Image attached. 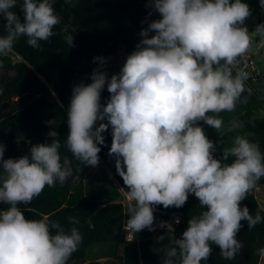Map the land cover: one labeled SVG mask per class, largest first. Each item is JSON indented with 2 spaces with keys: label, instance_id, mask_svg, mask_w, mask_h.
<instances>
[{
  "label": "clouds",
  "instance_id": "clouds-1",
  "mask_svg": "<svg viewBox=\"0 0 264 264\" xmlns=\"http://www.w3.org/2000/svg\"><path fill=\"white\" fill-rule=\"evenodd\" d=\"M148 3L161 18L141 30V40L120 72L109 78L103 70L106 58L94 57L99 66L91 74L92 82L73 87L66 147L76 160L96 167L98 145L105 143L102 133L111 127L108 154L115 156L116 172L135 202L128 207L130 239L144 229L154 230L155 206L180 208L189 194L198 198L200 208L207 210L188 220L180 238H171L162 251L163 264L206 262L212 244L224 259L232 260L243 247L236 238L241 221H247L249 228L264 222V209L253 216L247 206L241 207L264 177V154L257 143L238 134L233 145L223 149L222 159H217L216 145L199 122L220 133L224 120L219 114L247 102L243 96L247 74H233V69L252 49L254 36L260 37L258 47L264 46V23L249 33L244 25L251 9L242 0ZM54 4L55 0H22V22L12 10L18 0H0V18L6 21L0 55L12 51L21 37L32 48L53 37L54 27L61 23ZM260 5L264 7V0ZM64 40L74 47L73 35L66 34ZM105 87L110 97L102 105ZM242 127L234 120L227 131ZM57 135L50 131V143L34 144L29 154L19 158L4 159L5 145L0 143V203L9 206L0 211V264H67L82 242L75 227L77 217H68L73 227L65 231L59 221L47 217L26 219L18 207L29 204L45 186L63 185L73 177L72 160L65 157L61 162ZM229 157L234 160L224 163ZM258 253L264 256V248Z\"/></svg>",
  "mask_w": 264,
  "mask_h": 264
},
{
  "label": "trees",
  "instance_id": "trees-1",
  "mask_svg": "<svg viewBox=\"0 0 264 264\" xmlns=\"http://www.w3.org/2000/svg\"><path fill=\"white\" fill-rule=\"evenodd\" d=\"M242 2L251 9L248 18L258 15L264 21V7H261L260 0ZM20 3L22 0H18V6L12 10L23 22ZM54 8L61 17V23L54 27L56 34L53 37L48 41H40L38 48L30 47L27 38L21 37L15 42L12 51L0 55V143L5 145L4 159L19 158L29 154L34 144L50 143V131L58 133L54 139L61 145V162L65 157L72 160L73 177H69L63 185L56 183L53 187L45 186L38 197L18 207L26 219L40 220L47 217L59 221L65 231L73 227L68 217H77L79 223L75 227L82 235V242L72 256L88 257L91 260L93 255H90L88 248L108 243L113 248L103 255L115 259L124 238V207L118 202L116 194H108L103 189L98 199L85 196L82 182L90 166L76 160L66 147L69 134L67 113L73 87L92 82L91 74L99 65L93 58L115 54L121 46H125L128 55L131 54L141 40V30L161 17L149 6L148 0H55ZM5 23L0 18V36L6 35ZM66 34L74 36V47L67 46L64 40ZM153 34L150 32L149 36ZM14 56H19L21 60L13 59ZM245 86L243 96L247 97V102L238 103L233 112L219 114L224 120V129L220 133L202 121L199 122L208 139L216 145L214 157L217 159H222L223 149L231 147L238 134L257 143L264 154V116L259 113L264 104V93L257 92L252 83ZM109 97L105 87L101 98L108 100ZM234 116L236 121L243 123V127L227 131ZM111 132L112 129L108 128L102 133L105 143L98 145L102 159L98 165L105 164L113 169L115 178L125 186L116 172L115 156L108 154L112 142ZM233 160L234 157H229L223 162L230 164ZM77 176L80 179L74 181L73 178ZM261 185H264V177L257 182L256 187ZM256 187L241 202V207L247 206L253 216L258 209H263L256 196ZM8 207L0 203V211ZM157 208L156 221L165 222L173 214L179 213L181 223L174 229L163 227L157 230L156 236H153V231L145 230L139 248H125L124 264H163L162 251L170 245L171 238H180L188 227V220L207 210L200 208L194 194H189L187 202L180 208L173 206L165 209L162 205H157ZM261 215L264 216V212ZM241 224L236 238L242 242L243 247L235 259H224L219 247L212 244L209 259L201 264H259L262 256L258 250L264 248V222L252 228L248 227L247 221H241ZM159 237L163 239L159 241Z\"/></svg>",
  "mask_w": 264,
  "mask_h": 264
},
{
  "label": "rangeland",
  "instance_id": "rangeland-1",
  "mask_svg": "<svg viewBox=\"0 0 264 264\" xmlns=\"http://www.w3.org/2000/svg\"><path fill=\"white\" fill-rule=\"evenodd\" d=\"M261 23H264V21L261 20L258 15H255L247 18L244 26L248 28L249 33L251 34L255 30L256 26ZM253 39L254 45L247 54L252 57L257 69L261 72V76L258 77L253 84L257 92L264 93V46L258 47L260 41V37L258 35L254 36ZM259 113L261 116H264V104ZM234 120L236 121L235 116L232 118V121ZM82 184L83 192L88 198L98 199L100 191L103 189L108 194H116L118 200L120 199V194L116 187L113 175H111V173H109L103 165H98L96 167L90 166L85 173ZM256 196L259 204L264 209V185L256 188ZM112 248L113 245L108 243L94 245L91 248H88L90 255H93V259L89 260L88 257L81 258L71 255L67 264H124L122 262V259L124 260L122 245H119L118 255L115 259H109L107 261H97V259H95L105 253H108ZM260 264H264V260H262V263Z\"/></svg>",
  "mask_w": 264,
  "mask_h": 264
},
{
  "label": "built area",
  "instance_id": "built-area-1",
  "mask_svg": "<svg viewBox=\"0 0 264 264\" xmlns=\"http://www.w3.org/2000/svg\"><path fill=\"white\" fill-rule=\"evenodd\" d=\"M13 59L15 60H21L19 56H14ZM235 73L236 72H244L247 74V80L245 81V85L253 84L254 81L258 79V77L261 76V72L257 69L254 61L252 60V57L248 54H245L243 57L239 58V62L234 68ZM107 123V121H97L96 125L94 127H98L99 123ZM109 128H111L109 126ZM99 155V154H98ZM99 161L102 162V159L99 155ZM111 175H113L116 187L120 193V204L124 207V211L126 214V219L125 223L123 225V232H124V238L122 242L123 246V256H124V250L127 246H136L139 248L140 243L143 239V232L147 229H144L140 232L134 233L133 234V239H130L129 237L131 236V230L126 228L127 220L129 218L128 216V207L130 204H134L135 202L130 200L129 195H128V189L126 186L121 185L118 180L115 178L113 169L109 168L105 164H102ZM158 214V208L155 206L154 209V217L156 218V215ZM177 219L179 220V223H177ZM181 223V215L179 213L173 214L169 220L165 222H158L154 219V230H153V236H156L155 232L163 227H166L168 229H174L176 226H178Z\"/></svg>",
  "mask_w": 264,
  "mask_h": 264
},
{
  "label": "crops",
  "instance_id": "crops-1",
  "mask_svg": "<svg viewBox=\"0 0 264 264\" xmlns=\"http://www.w3.org/2000/svg\"><path fill=\"white\" fill-rule=\"evenodd\" d=\"M127 56H128V54L126 53L125 46H121L115 54L108 55V56L104 57V58H106L107 63L104 66L103 70L107 72L109 78L111 77V75L117 74L120 72V69L123 66V64L125 63ZM106 101L107 100H104L101 98L100 102L102 105H104L106 103ZM118 202H120V199L118 200ZM117 255H118V250H117ZM123 258H124V256H123ZM109 259L110 258L105 257L104 255H101V257H99L97 259V261H107ZM262 260H264V256L261 257L260 263H262ZM122 262L124 263L123 259H122Z\"/></svg>",
  "mask_w": 264,
  "mask_h": 264
}]
</instances>
